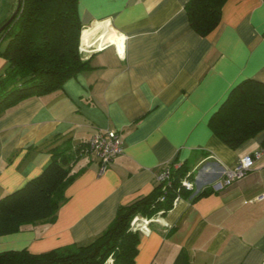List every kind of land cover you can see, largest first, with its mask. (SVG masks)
Returning a JSON list of instances; mask_svg holds the SVG:
<instances>
[{
    "label": "crops",
    "instance_id": "crops-1",
    "mask_svg": "<svg viewBox=\"0 0 264 264\" xmlns=\"http://www.w3.org/2000/svg\"><path fill=\"white\" fill-rule=\"evenodd\" d=\"M188 1L79 0L84 33L108 22L124 38L123 50L109 40L100 47L95 38L81 52L90 69L0 116V197L42 172L55 138H70L76 149L96 132L116 129L124 151L104 171L96 156L81 154L56 218L0 236V252L87 244L120 206L158 185L164 164L186 162L194 190L166 214L138 218L136 264H263L264 130L232 148L209 121L237 84L264 82V0H227L206 36L190 25ZM17 4L0 0V25ZM6 65L0 56V73ZM256 151L252 170L223 185L226 170Z\"/></svg>",
    "mask_w": 264,
    "mask_h": 264
},
{
    "label": "trees",
    "instance_id": "trees-1",
    "mask_svg": "<svg viewBox=\"0 0 264 264\" xmlns=\"http://www.w3.org/2000/svg\"><path fill=\"white\" fill-rule=\"evenodd\" d=\"M226 1L189 0L186 11L192 28L202 36L208 35L220 23ZM20 3L15 17L0 31V56L7 61L0 73V116L30 96L60 90L66 80L92 67L80 50L84 27L79 0ZM209 124L232 148L255 137L264 130V82L248 78L237 84ZM56 139L48 149L50 160L42 172L0 197V236L19 232L27 224L54 220L68 199L66 190L79 174L73 166L84 142L75 149L70 138L57 144ZM188 172L190 166L184 162L174 169L170 185L158 184L149 194L120 206L102 234L87 244L43 253L3 251L0 264H105L111 255L115 264H136L140 233L133 230V219L166 214L178 197H189L192 191L185 190L181 183Z\"/></svg>",
    "mask_w": 264,
    "mask_h": 264
},
{
    "label": "built area",
    "instance_id": "built-area-1",
    "mask_svg": "<svg viewBox=\"0 0 264 264\" xmlns=\"http://www.w3.org/2000/svg\"><path fill=\"white\" fill-rule=\"evenodd\" d=\"M90 47L82 48L81 52L89 51ZM84 145L82 147L81 153L83 155H94L100 161V170L104 171L108 164L114 160V158L124 151V137L121 131L116 129H104L93 134L88 140L83 141ZM261 151H256L250 154H246L239 159V161L232 167L228 168L225 172L224 179L222 181L223 185H229L233 181L240 179L245 176L250 170H252L256 160L260 157ZM178 167V163L170 162L163 165L161 171L157 175L158 184L170 185L174 178L173 171ZM191 172H188L181 180L182 186L185 190H194V180L190 178ZM264 197V194L261 195ZM260 197V198H261ZM179 198V197H178ZM177 198V199H178ZM132 223L133 230L137 231V220ZM105 264H115L114 258L111 255ZM264 264V259H263Z\"/></svg>",
    "mask_w": 264,
    "mask_h": 264
},
{
    "label": "bare ground",
    "instance_id": "bare-ground-1",
    "mask_svg": "<svg viewBox=\"0 0 264 264\" xmlns=\"http://www.w3.org/2000/svg\"><path fill=\"white\" fill-rule=\"evenodd\" d=\"M95 38L99 39L97 43H99L100 47L105 41L109 40L116 43L120 51L123 50L124 38L116 35L110 26H108V22H98L94 26L88 28L82 38L83 48L93 46Z\"/></svg>",
    "mask_w": 264,
    "mask_h": 264
},
{
    "label": "water",
    "instance_id": "water-1",
    "mask_svg": "<svg viewBox=\"0 0 264 264\" xmlns=\"http://www.w3.org/2000/svg\"><path fill=\"white\" fill-rule=\"evenodd\" d=\"M20 0H18V4H17V7H16V9H15V11L13 12V14L10 16V18L8 19V21L4 24V25H2V27H0V31L9 23V22H11V20L15 17V15L17 14V12H18V9H19V7H20ZM86 48H88V47H86Z\"/></svg>",
    "mask_w": 264,
    "mask_h": 264
},
{
    "label": "rangeland",
    "instance_id": "rangeland-1",
    "mask_svg": "<svg viewBox=\"0 0 264 264\" xmlns=\"http://www.w3.org/2000/svg\"><path fill=\"white\" fill-rule=\"evenodd\" d=\"M87 28H84V31L86 30ZM84 33V32H83ZM82 43V42H81ZM137 218H140L141 216H136ZM144 218H146V217H144ZM136 218H134L133 219V221L135 220ZM133 221H132V223H133ZM137 222H138V220H137ZM132 225V224H131Z\"/></svg>",
    "mask_w": 264,
    "mask_h": 264
}]
</instances>
